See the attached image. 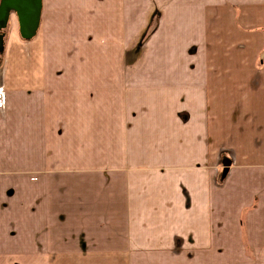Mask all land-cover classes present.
<instances>
[{"label":"crops","instance_id":"1","mask_svg":"<svg viewBox=\"0 0 264 264\" xmlns=\"http://www.w3.org/2000/svg\"><path fill=\"white\" fill-rule=\"evenodd\" d=\"M8 24L0 264H264V0H42L33 37ZM150 26L147 70L126 79L160 90L122 108L147 94L116 95L131 66L116 51ZM182 109L187 136L131 159L145 122ZM213 152L230 160L219 178Z\"/></svg>","mask_w":264,"mask_h":264},{"label":"rangeland","instance_id":"2","mask_svg":"<svg viewBox=\"0 0 264 264\" xmlns=\"http://www.w3.org/2000/svg\"><path fill=\"white\" fill-rule=\"evenodd\" d=\"M57 23H54V27H59L56 26ZM152 26H150L147 31L143 32L140 35H134L132 36H126L127 37V41L128 43H126V49H119L116 51L117 55L120 56L122 62L124 60V65L125 64H129L131 65L130 67H128L121 78V81L116 82L113 85L115 87V92L117 93L116 95H118V93L123 92V91H132L133 94H139V92L142 93H146L147 94V98L146 95L142 96V94H140V100L138 99H131V100H126L123 99L121 96H118L116 99L117 104H121L122 108H145V109H150L153 107L152 103V99L154 97V95L156 94L157 90H160L159 85L161 86V83H157V82H139L137 79L134 80H130L126 79V74L127 75H135L137 74V71H143V70H147L146 66L147 65V50L150 49V52H153L154 46L151 44V39H152V29H150ZM11 25L8 24L6 28H4L3 31H1V41H2V49H0V64L3 61V59L6 56V45L9 44V48H11V37H9V32ZM19 35V33H18ZM22 37V36H21ZM124 37V36H123ZM19 39H17L18 42H21L20 46L18 47L19 51H10V55H13V58H15V61H17V63H24L26 59V57L28 56V43L25 39L20 38V35L18 37ZM99 42H104V40H101ZM1 45V44H0ZM1 48V47H0ZM19 58H18V54ZM17 58V59H16ZM264 63L263 61L261 63L257 62V69H263L264 65L262 64ZM262 64V66L260 65ZM17 68L19 67V71L21 72L22 68H23V73L24 71L27 72L26 66H16ZM15 66H13L12 68H16ZM7 70L11 69L9 67L6 68ZM85 71H87L86 68H84ZM11 71V70H10ZM149 71V70H148ZM148 71H144L147 72ZM88 73V72H85ZM139 79V76L137 77ZM119 84L122 85V87H125L122 91L119 88ZM103 86L108 89V84L107 82L103 83ZM183 86L181 85V83L179 85L173 86V89L175 91H181V89L183 90ZM170 88V87H169ZM185 90V89H184ZM171 91V89H170ZM160 92V91H159ZM178 92V93H179ZM158 93V92H157ZM142 96V97H141ZM181 103V101L179 102ZM132 106V107H129ZM180 106L182 108H186L185 106H182L180 104ZM183 110V109H182ZM179 120L181 122V124H178L176 121H172L171 125L167 119V117L162 118H158L157 120H153V121H147L145 122L142 126H141V130H139L142 133L141 139L139 144L137 145H133L131 147V151L129 152V154H131V159L134 156L133 152L134 150H137L135 155L138 154H142L143 151H147V155L145 156V161L144 162H149L150 158L152 157L153 154H155V150L157 148L158 145H161V141L162 139H164L165 143L170 142L172 139L178 138V134L180 133V135L182 136V138H184L185 136H187L188 134V125H186L189 122V118H188V114L186 110L181 111V113H179ZM161 124H163L164 127L170 125L169 127H166L165 131H162V126ZM158 134H162V139L159 140V138H157ZM218 137V135H216ZM158 139V142H157ZM144 144V145H142ZM137 147V148H135ZM71 149V148H70ZM161 149V148H160ZM92 150H94V148L87 147L84 150V155H90L92 153ZM214 151V148H213ZM216 153V154H214ZM128 154V153H127ZM213 164H212V170L216 171L217 173V178H219V176H223V173L226 174L228 171L227 169L230 168V165L228 164V162L230 161L229 159H225L222 160L225 156H228V154H219V152H213ZM229 157V156H228ZM139 162V161H138Z\"/></svg>","mask_w":264,"mask_h":264},{"label":"water","instance_id":"3","mask_svg":"<svg viewBox=\"0 0 264 264\" xmlns=\"http://www.w3.org/2000/svg\"><path fill=\"white\" fill-rule=\"evenodd\" d=\"M42 0H0V31L6 28L10 14L15 13L20 35L33 37L39 27ZM2 35H0L1 44Z\"/></svg>","mask_w":264,"mask_h":264},{"label":"bare ground","instance_id":"4","mask_svg":"<svg viewBox=\"0 0 264 264\" xmlns=\"http://www.w3.org/2000/svg\"><path fill=\"white\" fill-rule=\"evenodd\" d=\"M42 48V47H41ZM40 49V48H39Z\"/></svg>","mask_w":264,"mask_h":264}]
</instances>
